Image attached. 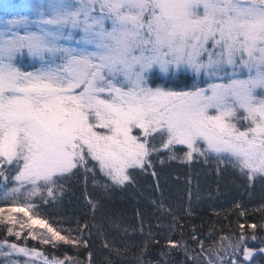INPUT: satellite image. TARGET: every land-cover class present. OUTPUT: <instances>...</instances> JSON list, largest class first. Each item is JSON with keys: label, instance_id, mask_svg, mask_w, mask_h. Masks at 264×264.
Here are the masks:
<instances>
[{"label": "snow or ice", "instance_id": "1", "mask_svg": "<svg viewBox=\"0 0 264 264\" xmlns=\"http://www.w3.org/2000/svg\"><path fill=\"white\" fill-rule=\"evenodd\" d=\"M172 162L264 194V0H0V264H152L153 220L156 264H264V222L184 239Z\"/></svg>", "mask_w": 264, "mask_h": 264}, {"label": "trees", "instance_id": "2", "mask_svg": "<svg viewBox=\"0 0 264 264\" xmlns=\"http://www.w3.org/2000/svg\"><path fill=\"white\" fill-rule=\"evenodd\" d=\"M180 155V153H178ZM159 167V165H158ZM168 183L164 187L163 195L165 196L166 203H171L178 213H181L180 219L181 223L184 224V239L188 240L190 244L195 243L189 239V234L191 232V226L194 224L197 231L204 236H207L208 232L211 231L212 226L215 225V231L217 236L219 234H235L239 235L238 224L240 222L247 223H262V216L264 213L256 211L260 207L261 202L264 201L262 198L264 194L260 190L255 193L249 194L244 192L242 188L239 187L240 180L229 174H226L224 178L220 181L219 188L220 191L217 193V183L216 178L205 172L203 169H198L201 173L199 177V185L203 186L202 192L199 194L202 199L196 200V175L191 173L193 176V183L188 185L186 182V176L189 175V169L187 166L182 165L178 162H172L167 166ZM179 177V180L176 177ZM155 181L151 179H141L139 190L136 192V200L141 201L145 207H151L149 197L159 198L161 193L159 191H154L153 187L149 185H154ZM191 188V193L193 197V204L196 205V214L192 217L183 216V208L187 206L188 203V189ZM91 191V189H89ZM141 193L143 195H141ZM77 195H79V190H77ZM131 195V194H130ZM67 199V198H66ZM234 201L242 203L246 207L245 215L238 216L240 209L234 207ZM135 202V201H133ZM83 200L80 201V204ZM75 207V204H73ZM215 210V211H214ZM216 212L219 215H216ZM133 220L131 211L129 212V223ZM168 221H165L163 228H157L156 221L153 220V233L157 234V238L161 240V244H153L149 248L148 256L152 261V264H156V260L160 257L159 249L166 243L165 237L171 236L172 239H180V230L177 228L174 232H170L167 226ZM247 231H251L247 229ZM163 232L164 235L161 236L159 233ZM264 236V234H261ZM2 238V234H0ZM235 238V237H233ZM34 241H29L32 244ZM99 244V242H97ZM208 244H213V241H208ZM182 259V257H179ZM169 259H176L174 257H169Z\"/></svg>", "mask_w": 264, "mask_h": 264}, {"label": "rangeland", "instance_id": "3", "mask_svg": "<svg viewBox=\"0 0 264 264\" xmlns=\"http://www.w3.org/2000/svg\"><path fill=\"white\" fill-rule=\"evenodd\" d=\"M180 155H183V154L180 153ZM202 189H203V186L200 187V185H199V188L196 187V190H195L196 193H195V194H196V195H199V194L202 192ZM258 190H260L259 187L256 189V191H258ZM256 191H255V192H256ZM255 192H253V193H255ZM261 196H262V195H261ZM261 196H259V197H260L261 200H262V198H264V197H261ZM263 200H264V199H263ZM0 234H2V233H0ZM33 243H35V242H33ZM33 243H32V244H33Z\"/></svg>", "mask_w": 264, "mask_h": 264}]
</instances>
